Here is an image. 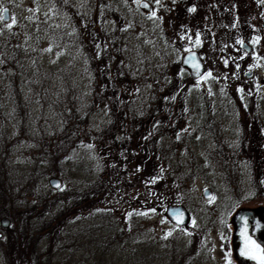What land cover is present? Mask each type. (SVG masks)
Returning a JSON list of instances; mask_svg holds the SVG:
<instances>
[{"label": "rangeland", "instance_id": "1", "mask_svg": "<svg viewBox=\"0 0 264 264\" xmlns=\"http://www.w3.org/2000/svg\"><path fill=\"white\" fill-rule=\"evenodd\" d=\"M66 1L72 11L52 0H0V11L10 9V20L0 21V218L9 219L8 229L36 234L39 264H237L228 219L241 206L264 204L241 150L250 144L247 110L251 123L264 127V2L235 0L257 34L247 41L248 54L236 43L250 94L237 77L229 28L221 26L226 19L218 29L212 24L214 0H148L155 17L141 14L139 0ZM186 2L190 7L181 9ZM88 22L99 34L93 60L85 46ZM207 24L218 30L217 42L203 36ZM103 28L105 67L126 95L122 112L101 85ZM188 49L200 53L208 71L186 82L190 99L170 108L171 128L157 137L158 169L166 177L132 175L129 165L105 190L109 166L123 164L103 129L112 117L119 124L116 114L135 123L140 116L154 120L161 108L166 113L170 94L183 88L176 82L188 75L176 66ZM50 177L60 179L58 188L49 186ZM90 187L104 197L76 204L75 193ZM204 187L213 192L209 200ZM170 203L189 211L185 226L166 217ZM51 220L55 230L39 231ZM5 230L0 225V264L11 258L19 264L22 255Z\"/></svg>", "mask_w": 264, "mask_h": 264}, {"label": "trees", "instance_id": "2", "mask_svg": "<svg viewBox=\"0 0 264 264\" xmlns=\"http://www.w3.org/2000/svg\"><path fill=\"white\" fill-rule=\"evenodd\" d=\"M105 5L107 4V1H104ZM183 8L187 10L189 8V2H186L183 4ZM239 4L238 2L235 3V0H214V18L213 22L217 26V21L221 22L222 17L226 19V22L223 23L222 26H228L227 34L231 37L228 39L233 41L232 43V51L237 54V64L239 66L236 67V73L239 82H245L243 85H245V89L248 93L252 94L253 87L249 81H244L242 78V59L243 56L239 55L238 51L239 48L236 46V43L239 40H246L250 41L254 38H256L255 31L252 30L251 23L248 19L242 18L238 13ZM65 9H70L72 11V7L70 5L66 4L64 6ZM210 17H211V11H210ZM89 21V20H88ZM87 26V25H86ZM87 35L90 36V40L85 43L86 50L88 53L89 59H95L97 55V45H98V30L94 29V33L92 30L91 24L88 22L87 27ZM204 30L202 32L204 33ZM101 39H102V54L100 56L99 64H101L104 68H101V85L108 87L110 89V103L111 105L115 107L120 102L119 112H122V109L124 107V99L126 95H123L120 93L118 86V80L115 76L111 74V71L107 66L108 59L110 56L104 49L105 46V29H101ZM216 33V34H215ZM216 36L218 34V30L212 33V35ZM217 37H220L219 35ZM216 37V38H217ZM207 38V37H206ZM213 38V36H212ZM215 38V37H214ZM215 38V41L212 39V42H217ZM222 39V38H221ZM226 41H222V43L218 44V48L222 49L224 43ZM224 54L223 52H220ZM220 55V54H218ZM245 56V55H244ZM264 57V54L262 55ZM231 60L230 62H232ZM117 66V65H116ZM177 69H183L179 65H177ZM184 70V69H183ZM185 71V70H184ZM194 82V79H192L189 75H185L184 81L181 79L176 82L178 85V88L183 86L181 89V92L176 93L173 91L170 94L169 97V109H167V112L163 108H161V112L156 113V118L154 120H151L150 117L145 116L142 118H136L135 123H132V119L130 117H127L125 115H118L116 114V117L119 116L118 121L119 124H116L114 122L115 117H112L109 124H107L106 129L104 130V135L107 137V141L109 142L110 149H118L119 152L116 153V162L119 164H123L121 167L116 166L115 164L109 166V173H110V179H107L108 182L104 183L105 190L108 189V187H111V185L114 183L115 178L120 177L122 179L123 172L126 171L127 166H132L129 168L130 174L133 175L134 170H140V171H147L149 178L155 179V178H165L166 176L159 173L158 165L159 162L162 161L163 151L160 152L159 147L157 146L158 140L157 137H161L162 135H166V131L171 128L170 121L172 117H169L167 113H171L170 109L176 104L182 103L184 106L187 104L189 98L188 93V85L187 83ZM175 83V81H174ZM185 83V85H183ZM173 85H171L172 87ZM121 98V99H120ZM128 106V103L125 105ZM249 106V105H248ZM251 111L247 110V114L249 115L247 117V140L250 141V144L245 145L241 150L248 155L250 162L252 163V170H253V180L257 183V188L259 193L264 192V127L262 123L259 120H256L255 122L251 123L253 120V115L250 114ZM255 114V113H253ZM129 118V120H128ZM113 127H116L113 129ZM113 129V130H112ZM249 145H251L249 147ZM125 163V164H124ZM128 164V165H126ZM129 166V167H130ZM108 170H106L107 172ZM125 176V175H123ZM96 185V184H95ZM98 188L94 187V189L82 191L79 193H75L74 200L76 204H82V202H86V206L92 204L95 202V200L101 199L104 197V193H97ZM4 213H0V215H3ZM54 221L51 220L50 223H48L47 226L42 227L39 231H43L45 227L49 228L50 230H55L56 227L51 228L55 224H53ZM5 232L6 237L10 236L12 238V243L15 244V247H17L19 254L22 255L23 260L20 261L19 264H39V257L35 253V244L36 239L35 235L33 233H28L27 228H21L17 229L15 226L10 227L9 229H6ZM10 241V242H11ZM10 242L7 244V248L10 245ZM7 264H17V259L11 258L8 259ZM226 264H233L232 262H228Z\"/></svg>", "mask_w": 264, "mask_h": 264}, {"label": "water", "instance_id": "3", "mask_svg": "<svg viewBox=\"0 0 264 264\" xmlns=\"http://www.w3.org/2000/svg\"><path fill=\"white\" fill-rule=\"evenodd\" d=\"M137 7L142 15H149L153 12V7L147 0H139ZM4 9H7V13L5 20L2 21L7 22L10 20V9L7 5H4L1 11ZM240 47L246 54L252 50V46L245 40L241 41ZM179 65L187 71L192 79L201 78L208 69L207 63L196 49L185 50L180 56ZM251 74V71L244 73L245 77H250ZM48 184L51 188L56 189L60 186L61 181L59 178L50 177ZM202 196L209 200L212 198L213 192L209 187H204ZM164 212L168 220L175 226H185L190 220L189 211L182 204L170 203L165 206ZM230 223L233 226L231 248L235 261L237 264H256V261L250 259L249 256L241 255V252L245 248L246 238L264 248V205L237 208L230 217ZM0 225L3 228H8L9 219L1 217Z\"/></svg>", "mask_w": 264, "mask_h": 264}, {"label": "snow or ice", "instance_id": "4", "mask_svg": "<svg viewBox=\"0 0 264 264\" xmlns=\"http://www.w3.org/2000/svg\"><path fill=\"white\" fill-rule=\"evenodd\" d=\"M261 2H264V0H261ZM157 3L159 4V0H157ZM189 11H194V9H189ZM6 13H7V9L0 11V21L5 20ZM155 15H156L155 12H153L152 16L155 17ZM14 24H15V20L13 19L12 23L9 24L8 27L10 28ZM198 39H199V34H197V40ZM238 43H240V42L238 41ZM225 63L227 64V61H225ZM129 215H131V214H129ZM241 255L249 256L250 259L256 261V264H264V248H261L254 241L247 240V238H246L245 248L241 252Z\"/></svg>", "mask_w": 264, "mask_h": 264}, {"label": "flooded vegetation", "instance_id": "5", "mask_svg": "<svg viewBox=\"0 0 264 264\" xmlns=\"http://www.w3.org/2000/svg\"><path fill=\"white\" fill-rule=\"evenodd\" d=\"M52 1H56L57 3H60V5H66V4H68V3H66L67 1L66 0H52ZM100 1H102V0H100ZM148 1V0H147ZM149 2V1H148ZM107 3H108V1H107ZM150 3V2H149ZM111 4V3H110ZM151 4V3H150ZM190 4V3H189ZM98 5H100V6H102V4L101 3H99L98 2ZM112 5H115V4H112ZM152 5V7H153V12H154V6H153V4H151ZM190 7V6H189ZM181 9L183 8L182 6L180 7ZM184 9V8H183ZM185 10V9H184ZM152 12V13H153ZM209 12H210V10H209ZM152 13L151 14H149V15H144V16H151L152 15ZM79 17H80V19H82V16L79 14ZM210 17V16H209ZM221 22H223V21H221ZM221 22H217V26H219V24L221 23ZM223 24H221V26H222ZM203 29H205L204 30V33H203V36L206 38H209V36L210 37H212L213 35H212V31H211V25H209V24H207L206 26L204 25V27H202ZM214 37V36H213ZM206 38V39H207ZM243 41V40H242ZM241 43V42H240ZM241 48V47H240ZM106 172V171H105ZM261 205H264V204H261ZM257 206V205H256ZM250 207H254V206H250ZM231 217V216H230ZM230 217H229V219H228V224L229 225H231V227H232V231H233V226H232V224L230 223ZM4 229H8V228H4ZM230 246H231V243H230Z\"/></svg>", "mask_w": 264, "mask_h": 264}]
</instances>
